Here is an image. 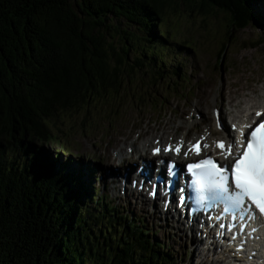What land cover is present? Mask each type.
Segmentation results:
<instances>
[{
  "label": "trees",
  "instance_id": "trees-1",
  "mask_svg": "<svg viewBox=\"0 0 264 264\" xmlns=\"http://www.w3.org/2000/svg\"><path fill=\"white\" fill-rule=\"evenodd\" d=\"M255 1L264 0H0V264H175L142 220L101 196L90 206L84 174L57 170L34 142L66 152L51 127L59 115L144 69L163 73L174 50L165 12L224 14L231 41L232 29L264 21Z\"/></svg>",
  "mask_w": 264,
  "mask_h": 264
},
{
  "label": "rangeland",
  "instance_id": "rangeland-1",
  "mask_svg": "<svg viewBox=\"0 0 264 264\" xmlns=\"http://www.w3.org/2000/svg\"><path fill=\"white\" fill-rule=\"evenodd\" d=\"M258 2L253 3L254 11L262 16L264 1ZM160 24L172 40L171 48L178 49L172 52L173 55H168L169 52L163 54L164 63H158L163 73L156 72V68L144 69L135 76L125 78L120 92L110 89L98 96L88 108L59 115L60 118L51 127L56 136L62 137V144L68 147L67 153L60 144L53 142L37 141L34 146L39 155L49 153L58 167L66 164L70 157L71 163L66 167L82 171L86 180L85 189L92 191L91 196L88 192L81 196L94 206L100 196H108L109 206L116 208L118 214L142 220L150 228L153 240L167 244L175 264H202L203 257L191 244L189 236L177 231L174 223L166 220L162 212H153L152 203L144 201L149 200L145 195L140 197L126 192L125 195L129 196H123L120 189H111L108 184L113 176H108V172L112 175L111 171L117 165L113 152L122 150L129 154L126 146L133 141L137 143L138 148L135 149L141 150L147 137H152L150 141L162 137L165 142L170 136L176 138L182 132L186 134L184 122L190 120L195 112L204 119L206 109L210 116L206 117L205 123L212 121V112L216 107L230 121V98L234 104L252 93L262 103L264 21L243 31L232 29L231 41L227 36L228 20L224 14L217 12L206 14L198 9L191 12L180 7L176 11L165 12ZM140 58L144 65L148 63V60ZM173 70L180 76L171 72ZM182 77L186 80H181ZM204 122L201 121L200 127L204 126ZM175 127L181 128L171 135H155L172 131ZM59 128L64 134L59 132ZM197 132L192 130L189 138L198 136L200 132ZM111 165L114 168H110ZM102 175L106 176L105 179ZM143 204L147 209L142 208ZM100 205L99 210L103 209ZM195 237L196 234L193 241ZM214 258L208 256V261L211 263ZM204 262L210 264L206 260Z\"/></svg>",
  "mask_w": 264,
  "mask_h": 264
},
{
  "label": "snow or ice",
  "instance_id": "snow-or-ice-1",
  "mask_svg": "<svg viewBox=\"0 0 264 264\" xmlns=\"http://www.w3.org/2000/svg\"><path fill=\"white\" fill-rule=\"evenodd\" d=\"M262 115L261 112L256 113ZM255 123V121H253ZM251 131L245 134L241 131L240 139L233 143L217 142L216 147L220 148L225 160L231 158L230 163L220 165L212 157L199 159L196 163L186 166L193 179L190 181V188L195 193L194 201L198 209L205 206L213 207L217 203L224 205L223 211L226 213L233 210L241 211L249 219L257 216L264 217V121L253 127L252 124L245 125ZM204 148L209 145L205 144ZM233 148L236 151H233ZM160 148L154 149V154H159ZM165 151H173L168 147ZM174 151L181 152V146H176ZM194 152L197 156L201 153L200 142L198 141L184 155ZM174 164L168 165V174L174 175ZM169 184L171 181L168 182ZM183 191V189L181 190ZM156 186L154 185L150 195L155 196ZM167 189L164 195L167 196ZM179 204L184 203L181 196ZM167 206V201L165 202Z\"/></svg>",
  "mask_w": 264,
  "mask_h": 264
},
{
  "label": "bare ground",
  "instance_id": "bare-ground-1",
  "mask_svg": "<svg viewBox=\"0 0 264 264\" xmlns=\"http://www.w3.org/2000/svg\"><path fill=\"white\" fill-rule=\"evenodd\" d=\"M248 94V93H247ZM257 100V96L255 95V94H250L249 96H248V98L247 99H243L242 101H240L237 105H234V106H232V98H230L229 99V101H228V104L229 105H231L230 106V108L231 109H233V110H239V108H241V107H244L245 108V110H244V115H243V119L245 118V117H250L251 116V109H254L255 108V106L259 103L258 101H256ZM263 108V106L262 105H260L258 108L256 107V109L257 110H259V109H262ZM208 109H206V115H205V117H204V121H206V117L209 115L208 114V111H207ZM232 112V111H231ZM237 112H239V111H237ZM255 114V113H254ZM237 117V116H236ZM202 121H203V119H201ZM212 120L214 121V117L212 118ZM211 121H207L206 122V124H205V127H207V128H209V127H211L212 129H214V127H215V124H213V126H212V124L210 123ZM232 122H234V120L232 121ZM239 123V122H238ZM186 126H187V129H188V131H187V133L186 134H183L182 133V136H179L178 138H185V137H188V133L190 132V131H192L195 127L198 129V132H200L201 131V133H204L202 130H204L202 127H200L201 125H202V123L201 122H198L197 121V119L194 117V119L193 120H190V121H188V122H185L184 123ZM232 125V124H231ZM204 127V128H205ZM206 128V129H207ZM153 129V128H152ZM177 129H179V127H175V129L174 130H172L171 132H174L175 130H177ZM186 130V129H185ZM197 132V133H198ZM206 132H210L208 129L206 130ZM230 138L232 137V132L231 131H229V132H227L226 133ZM155 135H158V136H162V135H165V131H163V132H158V133H155ZM171 135V134H170ZM203 136H206V134H202ZM150 140H151V138L150 137H147V139L145 140V142L141 145V150L142 151H145V152H147L148 150L147 149H149L150 148V146H148V144H152V143H150ZM153 140H155L154 138H153ZM189 140V139H188ZM135 145V142L134 143H132V145L130 146V147H133ZM126 148H129L128 146H126ZM138 148V147H137ZM125 151H119V153H118V156H117V158H119L120 160V169H119V172H121V170H122V166H121V164H122V162L121 161H123L122 159H127L126 161H127V163H126V161L124 160L123 162H124V164H123V169H125L126 167H128V169L126 170L125 169V172L124 173H128V176H131L132 175V172H133V166H132V163H134L135 161L134 160H132L131 159V157L132 156H129L128 154H125L124 153ZM93 174V173H92ZM100 174H101V172H100ZM89 175V174H88ZM105 175H102V178L103 179H105ZM139 177H141V178H143L144 176H139ZM136 179H139L138 177H136ZM113 189H115L114 187H112ZM142 208L143 209H147V206L146 205H142ZM153 212H158V210L155 208L154 210H153ZM160 213V212H159ZM165 216H166V220H167V218H168V215H167V213H165ZM172 224H173V222H172ZM174 227H176V230L177 231H181L182 232V234H183V232L185 231V227H186V225L184 224V223H182V222H177V224L176 223H174V225H173ZM184 234H185V236H188L185 232H184ZM212 232L211 233H208L207 234V237H209V239H210V237L212 236ZM208 239V240H209ZM186 245V244H185ZM194 247H195V249H196V251L197 252H199L200 253V255L203 257L202 258V264H205V260L208 262V263H210L208 260V258H207V255L206 254H203L202 252H201V245H200V243L199 242H195L194 243ZM213 262L214 263H216V264H227L226 263V258H224V256H223V258L222 259H220V260H218V261H214L213 260ZM213 262H211L210 264H213ZM229 264V263H228Z\"/></svg>",
  "mask_w": 264,
  "mask_h": 264
}]
</instances>
